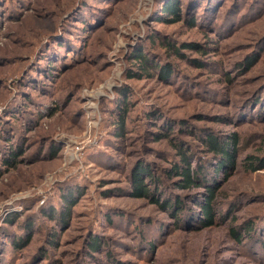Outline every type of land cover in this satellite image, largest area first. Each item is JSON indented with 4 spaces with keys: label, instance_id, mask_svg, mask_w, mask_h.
Wrapping results in <instances>:
<instances>
[{
    "label": "rangeland",
    "instance_id": "1",
    "mask_svg": "<svg viewBox=\"0 0 264 264\" xmlns=\"http://www.w3.org/2000/svg\"><path fill=\"white\" fill-rule=\"evenodd\" d=\"M155 3L0 0V145L14 137L21 151L0 171V231L8 213H19V224L42 206L58 208L60 193L74 192L68 220L38 217L30 242L12 254L11 264L31 257L30 264H264V227L240 240L230 233L235 228L243 235L245 225L264 219V169L248 171L245 164L264 157V0H224L213 26L210 19L190 25L189 16L161 19ZM137 52L170 66V78L155 69L142 74ZM60 55L50 69L58 74L41 76L49 58ZM123 98L129 101L126 128L116 136L112 111ZM44 104L55 106L51 111ZM149 111L157 118L147 119ZM164 121L183 128L156 139ZM232 131L239 137L237 163L217 185L213 225L175 224L148 198L129 194L131 171L141 163L154 169L159 188L174 198L182 192L166 171L179 148L172 143L207 170L217 159L201 138L208 132L226 138ZM106 211L130 220L120 225ZM158 223L165 225L156 234ZM93 225L103 252L91 254L85 238ZM50 229L56 236L45 244Z\"/></svg>",
    "mask_w": 264,
    "mask_h": 264
},
{
    "label": "trees",
    "instance_id": "2",
    "mask_svg": "<svg viewBox=\"0 0 264 264\" xmlns=\"http://www.w3.org/2000/svg\"><path fill=\"white\" fill-rule=\"evenodd\" d=\"M223 1L224 0H156L154 6L155 10L158 12L157 16H159L161 19L170 22H178L182 20L184 16H189L187 22L190 25L194 24L195 22L204 23L210 19L212 20L210 21V25L213 26L215 23V21L213 20L219 16L220 11L218 9L221 7ZM239 5L241 6V4ZM229 9L230 8L228 6L224 12L225 15H228V11H230ZM206 13H211L210 17H207L208 14L206 15ZM201 17H206V19H204L205 21L201 19ZM241 17L242 13L239 17L235 19L232 18V20L230 19L229 23H224V26L228 27L230 24L236 22V20L241 19ZM167 46H171L174 52H179V49L175 48L174 45L172 46L170 43H167ZM198 48L200 49L201 47ZM61 55L59 57L57 56V59L55 60H50L49 58L46 66L42 69V75H40L46 78H54V75L51 74V72L54 70L50 69L53 68L54 62L62 58ZM135 58L137 59V65L139 66L138 69L141 70L142 74H147V71L149 69H155L159 71L158 74H160L161 78H170L172 73L170 66L157 65L156 63L150 62L145 53L137 52L135 53ZM61 69L63 68H59V70ZM54 72L55 74H58V71ZM118 95L122 98V96L124 95V91L118 92ZM121 101L122 103L117 101V105L115 104L116 107L112 111L111 117L112 123L110 124V130H112V134L116 136H121L126 128L127 111L125 106L129 103V101H125V98L121 99ZM253 102H259V98L256 96ZM34 103L35 108H37L41 104L37 101H34ZM44 106L46 107V109L52 111L55 105L44 104ZM38 111L41 114L40 109ZM157 116L158 115L154 112L149 111L146 113L147 119L152 117L157 118ZM236 117L240 120L242 119V114L238 113ZM158 126H160L161 129L154 131V137L156 139L169 137L168 135H170L175 126L183 128L182 125H176V123L171 124L170 121L158 123ZM12 138L14 137H4L3 139L6 140V142L10 141V143H7L6 146L0 145V148L2 149L0 150V171L8 168L10 165H13L21 152L20 149H18V146H15L13 144ZM201 141L206 145V150L217 159V161H215V165L207 170H202L201 166L196 165L193 161H191V157L187 153V149L181 147V145H179L175 141L172 143L173 146L179 148L176 153V159L173 161V164L166 169V171L169 178L172 180L174 179L175 181L172 187L179 189L182 193H178L174 198H170L166 191H163L161 188H159L158 184L160 178L156 177L153 174L154 169L150 168L147 165L144 166L139 163L131 171V177L129 180L131 188L129 189V194L133 197L148 198L150 203L156 204L159 208L166 212L171 217L172 222H174L175 224L181 223V226L200 225L201 227H208L216 223L217 218L215 217V215L218 207V204H216L218 197L217 185L220 180L230 176L231 172L236 167L239 137L234 131L228 132L226 138H220L216 134L208 132L207 134L203 135ZM257 159L258 160L255 161H251L248 159V161L245 163L247 165L246 169L248 171L264 169V157H258ZM218 175H220V177H217ZM73 195V191L60 193V201L58 199V208L49 207L50 205L54 206L53 203L46 205L49 208L42 206L40 209H37L36 213L31 212L30 215L26 214L25 216H23L25 220L21 219L19 221V224L16 223L19 213H8L9 215L3 219L4 223L2 224L0 231V233L2 234H0V236L3 237V239H6V241H0V248H3L0 256V264H11L10 262L12 260V254L14 255L16 254V252H20L21 249L25 248L28 245L32 237L31 232L33 231L36 219H39L40 217H46L49 220L55 222L58 221L59 224L65 223L69 217L71 209L70 206H72L73 204V201L71 200ZM186 197L188 200H192V203H194V207L186 205ZM104 214L115 216V219L119 221L120 225L122 223L127 224L130 220L129 218L127 219L124 213L117 211H115V213H109L106 211ZM106 217L108 218V222L112 224V221H114V219H111L109 215ZM260 217L263 218L264 215H260ZM40 220L42 221L38 224H40V227H42L43 225H45V222L43 221V218H41ZM7 224L9 227L15 225V230H8V228L6 227ZM164 225L165 223H158L154 225V231L157 230L155 233L159 234V229H162ZM263 227L264 219L256 221L255 224L252 221L248 225H245V233H243V235H238L235 228H232L230 233L237 240H240L242 237H245L246 234L248 236L255 234L258 235L259 230H261ZM95 228V225L91 226V231H89L90 234L85 238L86 250L91 254H93L94 252H103V249L100 247V240L102 237L101 235H99V233L94 231ZM5 231L8 232V234H5ZM55 236L56 234L54 233V231L50 229L47 236L48 239H46L45 244H53ZM144 244L150 246L149 243ZM260 244L262 247H264V237H261ZM6 247H10V250H8V248L6 249ZM42 254H44L45 256L46 252L42 251ZM49 258L50 257H48L47 255L43 259L47 260ZM33 260H35L34 257H31L28 260L24 261L23 264L33 263ZM109 264L123 263L121 260L115 261V259H110Z\"/></svg>",
    "mask_w": 264,
    "mask_h": 264
}]
</instances>
